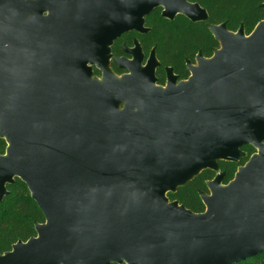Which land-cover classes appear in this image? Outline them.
<instances>
[{
  "label": "water",
  "instance_id": "water-1",
  "mask_svg": "<svg viewBox=\"0 0 264 264\" xmlns=\"http://www.w3.org/2000/svg\"><path fill=\"white\" fill-rule=\"evenodd\" d=\"M208 20L187 0H0V202L20 179L45 222L0 264H238L264 254V22L225 25L188 82L157 86L138 42L109 70L122 35L145 19ZM102 81L93 80V68ZM122 106V107H121ZM257 153L223 184L219 163ZM203 213L168 193L201 172Z\"/></svg>",
  "mask_w": 264,
  "mask_h": 264
},
{
  "label": "trees",
  "instance_id": "trees-1",
  "mask_svg": "<svg viewBox=\"0 0 264 264\" xmlns=\"http://www.w3.org/2000/svg\"><path fill=\"white\" fill-rule=\"evenodd\" d=\"M199 3L209 15L208 23L192 24L179 16L174 21H168L160 16V10L155 11L146 19V26L151 31L143 37H138L146 53L155 46L157 57L163 66H171L182 77L186 76L184 60L192 58L201 51L203 56L211 57L218 48L208 29L209 25L226 23L228 30L237 31L240 25L244 26L246 34H250L255 26L264 19V0H190ZM157 45V46H156ZM0 143L7 144L0 138ZM250 155L241 159L237 164L225 163L219 165V172H223V184L233 180L239 167L244 166ZM217 173L205 170L184 187L175 193H168L169 202H178L193 213H203L205 206L199 192L209 194L206 183L212 181ZM8 194L0 202V255L11 251L18 241L26 242L36 237L35 224L45 222L42 212L31 199L27 186L15 179L7 187ZM238 264H264V254Z\"/></svg>",
  "mask_w": 264,
  "mask_h": 264
},
{
  "label": "flooded vegetation",
  "instance_id": "flooded-vegetation-1",
  "mask_svg": "<svg viewBox=\"0 0 264 264\" xmlns=\"http://www.w3.org/2000/svg\"><path fill=\"white\" fill-rule=\"evenodd\" d=\"M187 2L188 3H190V4H197V5H199L202 9H204V10H206L205 8H203L199 3H197V2H191L190 0H187ZM262 8L264 9V4H262ZM158 10H160V16H161V18H163L162 17V12H163V8L162 7H158L157 9H155L152 13H154L155 11H158ZM206 12H207V10H206ZM151 13V14H152ZM150 14V15H151ZM207 14H208V12H207ZM149 15V16H150ZM148 16V17H149ZM179 16H181V17H183V18H185L187 21H189L190 23H192V24H201V23H208V21H209V15H208V20L207 21H204V22H198V23H193L192 21H190L189 19H187L185 16H183V15H177L176 17H175V19L177 18V17H179ZM146 19H147V17H146ZM146 19H145V28H147L149 31L146 33V34H139V33H137V32H130V33H127V34H124V35H122L120 38H118L116 41H114V43H113V45H112V47H111V55H112V57H111V60H110V65H109V70L115 75H118V76H123V75H125V74H127V73H129L128 71H125V70H122L121 68H120V65H119V63H118V59H127V60H129V61H132L133 60V57L130 55V54H128V53H126V49H128V50H131V49H134L135 48V42H138V44H139V46H140V48H141V51H142V54H143V56H144V58H143V62H142V66L143 67H145L146 66V64H147V62H148V60H149V58H150V55H151V53L152 52H154L155 53V58H156V60H157V62H158V64H159V66L156 68V73H155V76H156V80H157V86H159V87H162V88H166V86H167V84H168V69H171L172 70V76L173 77H175L176 78V85H178L179 83H181V82H188L189 81V78H191L192 77V70H191V68H197L198 67V57H202L203 59H205V60H209V59H211V58H213L214 57V55H215V53L217 52V51H220L221 50V43L214 37V35H213V33H212V31H211V28L213 27V26H221V25H225V27H226V29H227V31H229V32H231V33H234V34H236L238 31H239V29L241 28V27H243V29H244V26L243 25H240V27H239V29L237 30V31H235V32H233V31H230V30H228V28H227V26H226V23H221V24H218V25H209V27H208V29H209V31H210V34L212 35V37L214 38V40L218 43V48L217 49H215L214 51H213V54H212V56L211 57H205V56H203V54H202V52L201 51H198V52H196L194 55H193V57L192 58H186L185 60H184V67H185V71H186V76L185 77H182L181 75H179V74H177L176 72H175V69L173 68V67H171V66H163L162 65V63L159 61V59H158V57H157V49H156V47L155 46H152V48L149 50V53L147 54L146 52H145V50H144V47H143V45H142V43H141V41H140V39L138 38V37H143V36H146L150 31H151V27H149V26H146ZM163 19H165V18H163ZM174 19V20H175ZM165 20H168V19H165ZM174 20H168V21H174ZM261 22H264V19L262 20V21H260L259 23H261ZM258 23V24H259ZM257 24V25H258ZM257 25L255 26V28L257 27ZM254 28V29H255ZM254 29H253V31H254ZM252 31V32H253ZM251 32V33H252ZM244 33H245V35L248 37L249 35H251V33L250 34H246V32H245V29H244ZM127 38H131V40H132V44H128V43H126L125 41H126V39ZM157 46V45H156ZM99 72H102V71H100V70H98L97 68H93V77H100V73ZM102 77H103V73H102ZM241 151L243 152V153H245L246 154V156H247V154L248 155H250V157L252 156V155H254L255 153H257V151H256V149H254L253 147H251V146H245V147H243L242 149H241ZM245 156V157H246ZM249 157V158H250ZM248 158V159H249ZM243 159V158H242ZM241 161V160H240ZM239 161V162H240ZM248 161V160H247ZM225 163H227V162H220L219 163V165L221 164V165H226ZM246 164V163H245ZM221 173V172H220ZM222 174L223 175H225L223 172H222Z\"/></svg>",
  "mask_w": 264,
  "mask_h": 264
},
{
  "label": "rangeland",
  "instance_id": "rangeland-1",
  "mask_svg": "<svg viewBox=\"0 0 264 264\" xmlns=\"http://www.w3.org/2000/svg\"><path fill=\"white\" fill-rule=\"evenodd\" d=\"M125 42L128 43V44H132V40H131V38H127ZM148 53H149V51H148ZM148 53H147V54H148ZM99 73H100V77H93L92 79H93V80L102 81V72H99ZM112 74H113V73H112ZM115 76L118 77V78L121 77V76H118V75H116V74H115ZM121 107H122V106H121ZM4 149H5V145H3L2 143H0V153H1L2 151H4Z\"/></svg>",
  "mask_w": 264,
  "mask_h": 264
}]
</instances>
